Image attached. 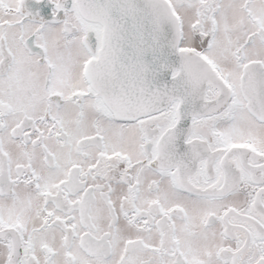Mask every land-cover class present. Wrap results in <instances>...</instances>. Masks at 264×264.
Wrapping results in <instances>:
<instances>
[{
    "label": "snow or ice",
    "instance_id": "6c2138e0",
    "mask_svg": "<svg viewBox=\"0 0 264 264\" xmlns=\"http://www.w3.org/2000/svg\"><path fill=\"white\" fill-rule=\"evenodd\" d=\"M0 264H264V0H0Z\"/></svg>",
    "mask_w": 264,
    "mask_h": 264
}]
</instances>
